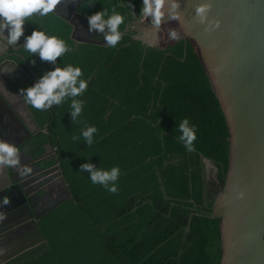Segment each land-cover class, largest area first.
<instances>
[{
	"label": "trees",
	"instance_id": "16d2710c",
	"mask_svg": "<svg viewBox=\"0 0 264 264\" xmlns=\"http://www.w3.org/2000/svg\"><path fill=\"white\" fill-rule=\"evenodd\" d=\"M141 6L142 0H82L76 11L88 17L114 9L125 16L123 32L141 15ZM24 27L25 35L37 28L70 45L72 53L58 58V66H79L88 82L76 97L84 101L76 120L70 99L47 111L28 105L49 135L55 158L48 163L57 160L71 198L39 222L49 250L26 264H220L219 219L192 217L183 233L191 211L211 212L218 193L200 155L214 163L220 188L229 163L224 116L189 43L145 47L129 28L115 47L76 46L72 27L51 13L34 14ZM22 47L23 36L9 55L29 77L26 88L53 65ZM184 118L197 129L193 151L177 139ZM87 126L97 128L92 145L80 135ZM36 142L35 155L44 156L47 137ZM84 163L105 170L118 166V192L92 184L79 171Z\"/></svg>",
	"mask_w": 264,
	"mask_h": 264
},
{
	"label": "water",
	"instance_id": "95a60500",
	"mask_svg": "<svg viewBox=\"0 0 264 264\" xmlns=\"http://www.w3.org/2000/svg\"><path fill=\"white\" fill-rule=\"evenodd\" d=\"M199 3H211L208 19L218 20V28L209 31L206 24L199 23L195 15V6ZM81 4L82 0H66L57 6L55 14H51L72 27L70 39L76 46H106L103 40L96 42L75 36L76 20L88 21L76 11ZM180 5L181 21L165 17L160 24L168 30L175 29L178 39H162L157 44L151 42L147 32L157 28L152 27L150 18L128 24L122 35L129 27L137 28L139 35L134 39L145 47L160 49L176 42H188L225 119L229 135V163L224 184L221 188L219 186L211 212L193 209L183 233H188L192 217L219 219L220 264H264V0H180ZM11 64L21 72L14 62ZM27 80L26 76L25 82ZM34 129L36 131L38 127L35 125ZM41 133L47 137L48 147L55 158L46 129ZM21 143L23 140L16 141L17 146ZM200 158L205 170L210 166L215 168L210 159L202 155ZM54 168L63 195L45 213L35 216L37 221L71 198L56 159ZM11 171L3 168L0 172V199L7 196L11 201L0 206V216L13 215L12 208L18 206V199L26 200L25 178ZM238 192L245 194L243 199L237 197ZM9 227L6 223L0 224V236ZM25 239L10 253L0 255V264H25L49 250L37 225Z\"/></svg>",
	"mask_w": 264,
	"mask_h": 264
},
{
	"label": "clouds",
	"instance_id": "9594fccd",
	"mask_svg": "<svg viewBox=\"0 0 264 264\" xmlns=\"http://www.w3.org/2000/svg\"><path fill=\"white\" fill-rule=\"evenodd\" d=\"M66 0H0V38L5 42L0 43V51L17 45L23 36V50L29 56L38 55L41 61L50 62L53 67L47 70L30 86L20 89L19 93L24 101L32 108L39 111H47L54 105L59 106L70 99L71 119L76 120L84 107V101L76 99L81 96L88 88L87 80L81 78L82 70L79 66L66 64L63 67L58 66V58L65 53H72L73 49L67 45L63 39L55 35L46 34L43 30L34 28L31 34L25 35V23L31 22L33 15L45 17L50 13L55 14L57 6L65 3ZM180 0H142L141 14L147 20L150 18L153 28H159L162 20L167 17L170 20L181 21L182 14L180 9ZM211 3H199L195 6V15L199 23L206 24V30H213L219 27L220 22L208 19V13L211 9ZM88 31L103 34V41L108 47H115L122 39L120 26L125 22V16L113 9L109 14L103 9L87 17ZM7 32V34H5ZM169 38L176 40L179 34L175 29L169 30ZM35 60L31 63L35 65ZM14 71L9 69L7 73ZM0 72L5 73L3 68ZM180 135L178 141L184 144L188 151H193V143L196 140V126L190 124L187 118H184L179 126ZM97 132L95 126L85 127L80 135L87 145L94 143V134ZM73 140L78 137H72ZM19 146L0 139V169L16 168L21 169ZM80 172L88 173V178L94 185L102 186L109 193L118 192L117 181L121 175L118 166L110 169H101L92 163H84L80 167ZM31 172V168L23 166L25 174ZM243 192H238L237 197L244 198ZM10 199L4 196L0 199V206H6ZM0 216V219H3Z\"/></svg>",
	"mask_w": 264,
	"mask_h": 264
},
{
	"label": "flooded vegetation",
	"instance_id": "af4514ba",
	"mask_svg": "<svg viewBox=\"0 0 264 264\" xmlns=\"http://www.w3.org/2000/svg\"><path fill=\"white\" fill-rule=\"evenodd\" d=\"M140 20L148 21L149 19L146 20L141 14L135 21ZM78 21L79 20H76V22ZM76 22V37H80L79 35L85 33L87 37L93 38L99 36L103 40V34L89 32L88 28H83L85 22ZM129 28L135 31L134 36L137 34L139 35V30L137 28ZM162 30L169 32L163 25H160L159 28L153 31L147 32V34L150 35V41L157 44L163 41L162 39H169V35L163 33ZM5 34H7V32H5ZM3 42L5 41L0 38V43ZM16 46L17 45H13L9 49L0 51V68L5 70V73L0 72V139L9 141L15 145L16 141L19 142L23 140V143L19 146L21 150V169H7H12L11 172H13V174L16 173L17 176L19 175L25 178L23 179L26 180L24 190H26L27 193L26 200L23 201V199H18V206L14 209L12 208L13 215H1L4 218L0 219V224L6 223V225L10 227L0 236V255L3 253L5 254V252L10 253L17 245L23 244L26 240L25 238L34 231L36 225L38 227L39 222L46 214L39 221L35 219V216L45 213L50 208L51 204L63 195L60 181L57 178V173L54 168L55 162L52 164L48 163L50 158L54 159L49 147L46 148L44 156L35 155V151L37 150L36 140L40 135H44L41 133L44 129H39L28 108V104L19 93L20 89L28 83L29 77L16 62L10 58L9 54ZM11 62H14L21 69V72L17 70ZM12 68H14V71L7 73L8 70ZM25 75L28 77L26 82ZM35 125L38 127L36 131L34 129ZM42 163H45V165ZM23 166L31 168V172L21 174L23 172ZM2 170L3 168L0 169V172ZM205 173L208 179L212 177L216 185V190L219 191V186L215 180L216 168H213L212 175H209L207 169ZM47 252L48 251L45 253Z\"/></svg>",
	"mask_w": 264,
	"mask_h": 264
},
{
	"label": "rangeland",
	"instance_id": "374dc122",
	"mask_svg": "<svg viewBox=\"0 0 264 264\" xmlns=\"http://www.w3.org/2000/svg\"><path fill=\"white\" fill-rule=\"evenodd\" d=\"M83 28H88V22H85V24H83ZM83 36H85V38H87L88 40H92L91 37H87L85 35V33H82ZM207 171L209 172V175H212L213 174V168L210 166V167H207ZM212 180V177H209V180ZM57 184V183H56Z\"/></svg>",
	"mask_w": 264,
	"mask_h": 264
},
{
	"label": "crops",
	"instance_id": "0c3cea01",
	"mask_svg": "<svg viewBox=\"0 0 264 264\" xmlns=\"http://www.w3.org/2000/svg\"><path fill=\"white\" fill-rule=\"evenodd\" d=\"M79 21H80V20H79ZM79 21H78V22H79ZM78 22H76V23H78ZM80 22H81V21H80ZM84 22H88V21H83V23H84ZM79 34H81V33H79ZM79 36H80V37H84L82 34L79 35Z\"/></svg>",
	"mask_w": 264,
	"mask_h": 264
}]
</instances>
